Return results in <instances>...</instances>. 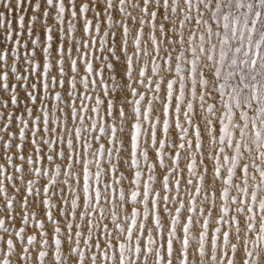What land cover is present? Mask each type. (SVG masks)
<instances>
[{"label":"snow or ice","instance_id":"snow-or-ice-1","mask_svg":"<svg viewBox=\"0 0 264 264\" xmlns=\"http://www.w3.org/2000/svg\"><path fill=\"white\" fill-rule=\"evenodd\" d=\"M0 8V264H264V0Z\"/></svg>","mask_w":264,"mask_h":264},{"label":"rangeland","instance_id":"rangeland-1","mask_svg":"<svg viewBox=\"0 0 264 264\" xmlns=\"http://www.w3.org/2000/svg\"><path fill=\"white\" fill-rule=\"evenodd\" d=\"M0 10H3L2 8H0Z\"/></svg>","mask_w":264,"mask_h":264}]
</instances>
